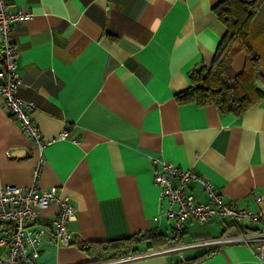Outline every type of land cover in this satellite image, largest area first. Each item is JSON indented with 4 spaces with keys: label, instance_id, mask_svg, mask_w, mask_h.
<instances>
[{
    "label": "crops",
    "instance_id": "crops-1",
    "mask_svg": "<svg viewBox=\"0 0 264 264\" xmlns=\"http://www.w3.org/2000/svg\"><path fill=\"white\" fill-rule=\"evenodd\" d=\"M221 0H6L8 11L26 9L30 20L12 26L21 77L19 96L34 104L44 141L32 143L0 97V189L56 186L75 208L68 222L74 239L56 244L52 203L31 229L45 227L43 264L108 260L98 243L138 236L131 254L235 231L226 219H189L176 237L159 198L154 168L169 162L209 180L224 202L264 216V95L241 115L215 105L179 103L189 73L209 66L225 26L213 11ZM248 41L258 57L264 92V0L251 22ZM2 40L0 38V55ZM245 54L232 68L240 72ZM3 63L0 60V69ZM63 131H65L63 135ZM184 191L202 201L197 181ZM260 198V200H258ZM241 227H260L244 218ZM7 232L0 224V235ZM128 254V255H131ZM0 255L6 247L0 245ZM126 256V255H125ZM115 264H261L244 244L212 250L152 254Z\"/></svg>",
    "mask_w": 264,
    "mask_h": 264
},
{
    "label": "built area",
    "instance_id": "built-area-1",
    "mask_svg": "<svg viewBox=\"0 0 264 264\" xmlns=\"http://www.w3.org/2000/svg\"><path fill=\"white\" fill-rule=\"evenodd\" d=\"M32 17L33 13L26 9L8 11L6 0H0V60L3 63V68L0 69V97L7 112L19 122L20 128L30 137L32 143L42 147L44 141L33 117L34 104L21 98L18 93L21 77L17 71V51L12 36V26L15 23L30 20ZM64 133L65 131L63 135ZM39 168L37 164L33 170L31 185H6L0 189V224L7 228V232L0 235V245L6 247V255H0V264H43L40 261L39 246L46 230L42 226L31 229V224L52 203L56 204L57 211L49 224L56 244L67 246L73 242L74 235L68 229V222L75 217V208L68 197L59 195L56 186L44 192L37 189ZM152 179L159 187V198L165 197L168 201L166 215L173 220L176 237L183 233L185 222L189 219L201 223L208 222L213 217L226 219L235 231L186 242L169 238L165 246L158 249L82 264H115L131 258L174 252L182 256L186 250L209 251L232 244L246 245L257 260L264 264V216L239 208L233 202H224L213 184L193 169H183L169 162H162L161 167L153 169ZM191 181L201 184L208 196V202H202L193 194L184 191V187ZM244 218L260 221L261 225L253 230L245 229L240 225Z\"/></svg>",
    "mask_w": 264,
    "mask_h": 264
},
{
    "label": "trees",
    "instance_id": "trees-1",
    "mask_svg": "<svg viewBox=\"0 0 264 264\" xmlns=\"http://www.w3.org/2000/svg\"><path fill=\"white\" fill-rule=\"evenodd\" d=\"M262 0H221L213 11L225 26V33L215 49L209 66H199L189 73L190 86L175 94L179 103L215 105L222 113L237 116L259 101L264 92L258 86L262 76L258 71V57L252 50L248 35L254 14ZM240 51L245 63L240 72L232 68L233 57ZM138 236L105 242H83L79 247L88 251L97 246L106 258L125 256L134 252Z\"/></svg>",
    "mask_w": 264,
    "mask_h": 264
}]
</instances>
